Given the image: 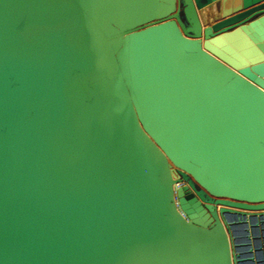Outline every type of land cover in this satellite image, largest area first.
<instances>
[{"label": "water", "instance_id": "1", "mask_svg": "<svg viewBox=\"0 0 264 264\" xmlns=\"http://www.w3.org/2000/svg\"><path fill=\"white\" fill-rule=\"evenodd\" d=\"M259 222L264 0H0V264H262Z\"/></svg>", "mask_w": 264, "mask_h": 264}, {"label": "crops", "instance_id": "2", "mask_svg": "<svg viewBox=\"0 0 264 264\" xmlns=\"http://www.w3.org/2000/svg\"><path fill=\"white\" fill-rule=\"evenodd\" d=\"M246 1L254 2L257 0H239L240 4ZM253 230L256 231L255 234H253ZM247 231L251 232L250 236H247L246 234ZM238 234L241 245L251 243V245H253L254 247L257 246L258 249H256V247L254 248L255 250L254 254L255 256L257 255L263 256V258H260L259 262H262V264H264V223L259 222V223H255L254 225L251 224L249 226H244V224H239ZM247 237H250L251 240L247 241L248 240Z\"/></svg>", "mask_w": 264, "mask_h": 264}]
</instances>
